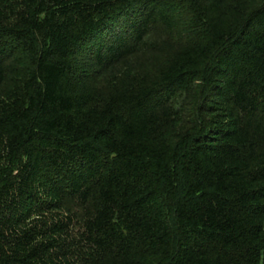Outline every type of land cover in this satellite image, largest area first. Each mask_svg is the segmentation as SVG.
<instances>
[{
    "label": "trees",
    "instance_id": "16d2710c",
    "mask_svg": "<svg viewBox=\"0 0 264 264\" xmlns=\"http://www.w3.org/2000/svg\"><path fill=\"white\" fill-rule=\"evenodd\" d=\"M0 264H264V0H0Z\"/></svg>",
    "mask_w": 264,
    "mask_h": 264
}]
</instances>
